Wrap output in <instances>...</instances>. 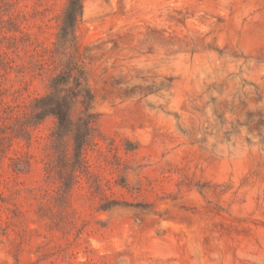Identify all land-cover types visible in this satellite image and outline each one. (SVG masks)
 <instances>
[{"label":"rangeland","instance_id":"rangeland-1","mask_svg":"<svg viewBox=\"0 0 264 264\" xmlns=\"http://www.w3.org/2000/svg\"><path fill=\"white\" fill-rule=\"evenodd\" d=\"M66 3L0 0V264H264V0H83L63 49ZM67 61L78 162L28 125Z\"/></svg>","mask_w":264,"mask_h":264},{"label":"trees","instance_id":"trees-1","mask_svg":"<svg viewBox=\"0 0 264 264\" xmlns=\"http://www.w3.org/2000/svg\"><path fill=\"white\" fill-rule=\"evenodd\" d=\"M82 12L83 0H67L58 32V41L61 42L63 49H66L67 43L74 38V28L82 16ZM77 66L73 62L67 61L59 73L51 78L48 93L31 103L32 123H28V125L35 126L48 117L53 118L57 130L56 137L59 140H62L67 133L72 135V155L78 162L89 141L91 126L94 123L91 117L95 115L90 114L93 96L87 86V78ZM78 99L81 100L84 109L81 117L74 124L71 111Z\"/></svg>","mask_w":264,"mask_h":264}]
</instances>
